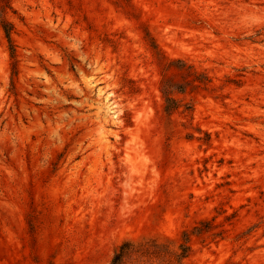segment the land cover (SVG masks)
<instances>
[{
	"label": "rangeland",
	"instance_id": "374dc122",
	"mask_svg": "<svg viewBox=\"0 0 264 264\" xmlns=\"http://www.w3.org/2000/svg\"><path fill=\"white\" fill-rule=\"evenodd\" d=\"M1 10L0 264H110L184 230V264H264V0Z\"/></svg>",
	"mask_w": 264,
	"mask_h": 264
},
{
	"label": "trees",
	"instance_id": "16d2710c",
	"mask_svg": "<svg viewBox=\"0 0 264 264\" xmlns=\"http://www.w3.org/2000/svg\"><path fill=\"white\" fill-rule=\"evenodd\" d=\"M4 10L0 11V23L5 36L9 42L10 53L13 54L14 46L11 39V23L4 18ZM182 91V86L176 82L164 79L162 82V93L165 98L164 110L170 113L177 109L178 101L171 95L172 91ZM188 109L189 106H186ZM204 227L195 226L192 233L199 234L205 231L208 227V222L203 221ZM190 233L187 230L182 232V240L178 243L176 248H170L165 242H161L156 238L143 239L140 241L124 240L114 251L110 264H127V262L136 257L147 259H160L169 257L173 264H184L183 258L187 257L191 251Z\"/></svg>",
	"mask_w": 264,
	"mask_h": 264
},
{
	"label": "bare ground",
	"instance_id": "6f19581e",
	"mask_svg": "<svg viewBox=\"0 0 264 264\" xmlns=\"http://www.w3.org/2000/svg\"><path fill=\"white\" fill-rule=\"evenodd\" d=\"M107 108L109 109V106H107Z\"/></svg>",
	"mask_w": 264,
	"mask_h": 264
}]
</instances>
